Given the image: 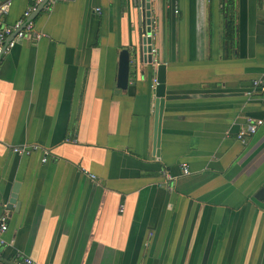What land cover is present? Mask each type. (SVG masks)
Returning a JSON list of instances; mask_svg holds the SVG:
<instances>
[{"label":"crops","instance_id":"crops-1","mask_svg":"<svg viewBox=\"0 0 264 264\" xmlns=\"http://www.w3.org/2000/svg\"><path fill=\"white\" fill-rule=\"evenodd\" d=\"M32 2L12 0L3 21ZM150 3L156 65L139 64L145 79L131 73L125 89L135 0H57L32 19L38 38L1 55L2 264H264V0ZM248 119L262 124L243 144ZM29 144L47 162L13 151Z\"/></svg>","mask_w":264,"mask_h":264},{"label":"built area","instance_id":"built-area-1","mask_svg":"<svg viewBox=\"0 0 264 264\" xmlns=\"http://www.w3.org/2000/svg\"><path fill=\"white\" fill-rule=\"evenodd\" d=\"M57 0H33L32 4L24 10L21 17H19L17 20L14 21L12 24H6L3 21L4 16L8 13L9 8L12 4V0H1L0 1V57L2 54L7 53L10 51V49L23 38L27 37L28 35L34 34L35 37H39L40 33L34 32V22L31 20L30 15L38 9L40 5L41 11H47L50 9L53 2ZM98 11V9H96ZM175 12H177L175 10ZM144 38L150 39L151 43L148 45H151V56H152V64L156 65V60L154 59V54L156 53V48L153 44V22L150 24V32L143 34ZM155 68V67H154ZM157 85V80L155 77V74L151 78L150 86L152 90ZM259 82L255 81L253 83V86L258 87ZM262 89H264L263 86H260ZM262 124L261 119H248L246 122V125L244 127H241L237 134L236 138L242 142L243 144L246 143L247 138L254 134L258 127ZM40 151L42 154L41 162L45 163L50 157V151L47 148H43L37 144H29V145H20V146H14L13 151L18 154H25L28 155L30 153H33L35 151ZM182 173L184 175L189 174V167L187 164L183 163L181 164ZM165 176L168 179L173 178L171 175H169L168 171H165ZM91 177H94L91 175ZM119 210H122V205H120ZM7 215L2 214L0 215V233L7 230ZM0 243H3V240H0ZM15 264H41L38 261L30 258L29 256L23 255V254H17L15 259L13 260Z\"/></svg>","mask_w":264,"mask_h":264},{"label":"water","instance_id":"water-1","mask_svg":"<svg viewBox=\"0 0 264 264\" xmlns=\"http://www.w3.org/2000/svg\"><path fill=\"white\" fill-rule=\"evenodd\" d=\"M139 2L138 7V43L132 48H124L119 53L118 71H117V86L121 89L127 87L129 76L131 73L139 72L140 78L145 79L146 69H138L139 64L147 63L152 64V56L150 53L151 43L150 39L144 38L143 34L150 32V24L153 21L151 17V3L150 0H135ZM42 5L32 13L31 20L41 11ZM152 73V71H151ZM155 77L157 85L154 91V136L153 147L158 155L160 144V125L162 119V112L164 109V92H165V65L162 63L157 64L155 70ZM260 194H264V187L260 190ZM13 203V200H10ZM0 264H2L0 262Z\"/></svg>","mask_w":264,"mask_h":264},{"label":"trees","instance_id":"trees-1","mask_svg":"<svg viewBox=\"0 0 264 264\" xmlns=\"http://www.w3.org/2000/svg\"><path fill=\"white\" fill-rule=\"evenodd\" d=\"M230 32V31H229ZM231 33V32H230Z\"/></svg>","mask_w":264,"mask_h":264}]
</instances>
